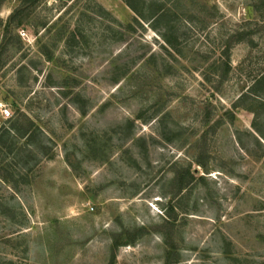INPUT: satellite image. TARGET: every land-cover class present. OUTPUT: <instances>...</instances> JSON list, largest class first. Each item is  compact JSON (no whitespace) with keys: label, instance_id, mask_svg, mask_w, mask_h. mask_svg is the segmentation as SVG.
Returning a JSON list of instances; mask_svg holds the SVG:
<instances>
[{"label":"rangeland","instance_id":"374dc122","mask_svg":"<svg viewBox=\"0 0 264 264\" xmlns=\"http://www.w3.org/2000/svg\"><path fill=\"white\" fill-rule=\"evenodd\" d=\"M166 2L0 0V264H264V0Z\"/></svg>","mask_w":264,"mask_h":264},{"label":"trees","instance_id":"16d2710c","mask_svg":"<svg viewBox=\"0 0 264 264\" xmlns=\"http://www.w3.org/2000/svg\"><path fill=\"white\" fill-rule=\"evenodd\" d=\"M35 1L38 0H25V3L33 4ZM128 8L140 19L145 20L140 12V10L137 8V3L139 2H145L146 0H124ZM151 3V9H149L150 13V19L153 22H162L165 23V29L168 31V18L170 17V12L168 10V4L166 1L168 0H150ZM170 14V15H169ZM15 18H13L14 20ZM162 38L164 39V42L168 45L169 41L168 38L164 35H162ZM242 96H245L244 94ZM241 96V97H242Z\"/></svg>","mask_w":264,"mask_h":264},{"label":"built area","instance_id":"2783aa9c","mask_svg":"<svg viewBox=\"0 0 264 264\" xmlns=\"http://www.w3.org/2000/svg\"><path fill=\"white\" fill-rule=\"evenodd\" d=\"M3 114L7 117V116H9V112L7 111V110H4L3 111Z\"/></svg>","mask_w":264,"mask_h":264}]
</instances>
